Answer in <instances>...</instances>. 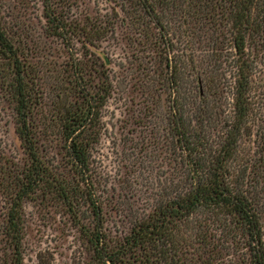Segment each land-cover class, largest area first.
<instances>
[{
	"label": "trees",
	"instance_id": "1",
	"mask_svg": "<svg viewBox=\"0 0 264 264\" xmlns=\"http://www.w3.org/2000/svg\"><path fill=\"white\" fill-rule=\"evenodd\" d=\"M78 1L42 0L47 33L67 48L80 43L84 56L93 57L88 65L69 56L67 72L60 70L56 132L38 126L41 83L32 67V46L16 24H5L0 9V107L11 112L21 155L15 159L0 143V264H23L24 204L35 196L58 200L78 220L90 264H264L258 206L264 194V134L258 158L239 150L242 138L252 134L255 54L247 46L264 47V0H104L111 13L82 19L71 13ZM119 28L132 46L160 50L156 68L150 59L143 65L141 87L148 116L155 101L163 108L179 176L161 183L147 212L131 211L125 234L111 237L87 174L100 109L112 91L108 62L96 45ZM230 45L236 56L229 63L235 69L231 86L222 67L224 46ZM228 86L233 103L226 119ZM52 146L63 166L49 161Z\"/></svg>",
	"mask_w": 264,
	"mask_h": 264
},
{
	"label": "rangeland",
	"instance_id": "2",
	"mask_svg": "<svg viewBox=\"0 0 264 264\" xmlns=\"http://www.w3.org/2000/svg\"><path fill=\"white\" fill-rule=\"evenodd\" d=\"M0 9L5 24H16L18 33L27 37L26 46H32V67L38 70L41 83L39 93L42 102L36 109L38 126L56 132L58 125L54 122V116L61 106L59 99L62 95V89L58 87L62 77L60 70L67 72L69 56L73 57V62L79 58L88 65L93 57L90 54L84 56L85 49L80 43L75 42L67 48L59 39L47 33L42 0H0ZM71 13L73 17L82 19L85 15L111 12L104 0H80L72 7ZM126 32L125 28H119L113 37L96 45L108 62L107 74L112 91L100 109L97 139L92 145L87 175L93 180L95 197L99 202L102 200L104 205L107 218L104 227L111 237L125 234L133 219L131 211L147 212L157 198L161 183L168 179L176 180L179 176L175 154L170 146L171 138L165 132L163 108L154 99L155 104L151 105L153 113L148 116L146 107L149 103L145 102L147 93L141 87L143 65L150 59L156 68L161 60L160 50L156 46H132L126 40ZM247 49L252 55L255 54L248 116L252 134L242 138L239 150L240 154L247 153L258 158L264 134V47L250 43ZM223 52L227 56L222 67L227 76H231L228 78L231 86L235 69L229 63L236 56L231 45L224 46ZM203 53L199 52L201 58ZM230 86L225 87L223 93L227 97L222 108L226 119L232 116L233 94ZM51 141H46V144H51ZM0 143L8 155L21 159L17 153L18 142L13 134L11 112L6 107H0ZM47 156L52 164L64 165L63 158L53 146ZM2 203L0 196V214L3 211ZM258 206L262 208L264 227V194ZM88 213L86 211L85 216ZM24 221L23 264H90L86 238L78 220L71 218L58 200H42L37 196L27 200L24 204ZM81 222L92 226L91 220Z\"/></svg>",
	"mask_w": 264,
	"mask_h": 264
}]
</instances>
